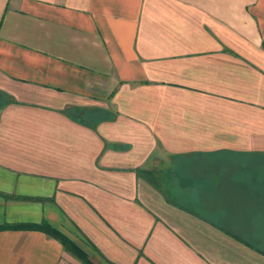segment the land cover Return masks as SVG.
<instances>
[{"label":"crops","instance_id":"1","mask_svg":"<svg viewBox=\"0 0 264 264\" xmlns=\"http://www.w3.org/2000/svg\"><path fill=\"white\" fill-rule=\"evenodd\" d=\"M0 192V264H264V0H0Z\"/></svg>","mask_w":264,"mask_h":264},{"label":"trees","instance_id":"2","mask_svg":"<svg viewBox=\"0 0 264 264\" xmlns=\"http://www.w3.org/2000/svg\"><path fill=\"white\" fill-rule=\"evenodd\" d=\"M0 194L6 196V197H19V196H14V195H9L6 193L0 192ZM31 198V197H27ZM35 199V198H34ZM7 226H0V229H3ZM12 228H23V229H39L42 231H45L46 233L58 238L65 248L69 251H71L73 254L81 258L86 264H96L94 263L88 256V254L81 248L79 247L69 236H67L64 232L59 230L58 228L52 226L50 223L47 221L41 222V223H25V224H15L11 226Z\"/></svg>","mask_w":264,"mask_h":264}]
</instances>
